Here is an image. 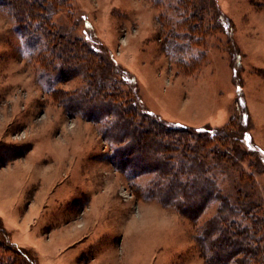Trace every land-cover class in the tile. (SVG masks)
Here are the masks:
<instances>
[{
	"label": "rangeland",
	"instance_id": "obj_1",
	"mask_svg": "<svg viewBox=\"0 0 264 264\" xmlns=\"http://www.w3.org/2000/svg\"><path fill=\"white\" fill-rule=\"evenodd\" d=\"M12 1L0 0V209L9 220L18 223L26 214L42 227L64 213L55 209L59 204L63 208L80 194L84 206L104 194L109 201L105 219H130L114 241L99 245L97 253L107 264L111 247L117 264H207L202 230L219 203L197 222L161 203L152 163L146 172L134 171L116 153L126 144L118 142L121 136L107 138L113 119L92 121L85 105L84 111L67 106L69 99L92 89L90 73L118 79L122 97L128 95L140 112L191 129L230 130L234 137L221 150L233 162L212 165V175L235 204L248 200L264 211V0L23 1L38 7L40 17L64 39L99 50L103 61L96 63H102V73L94 63L83 73L73 58L62 63L52 57L58 42L42 40L40 24L29 21V39H40L35 49L21 34L24 26ZM221 18L229 22L228 30ZM236 54L242 56L239 66ZM128 75L133 85L124 82ZM237 84L249 114L245 125ZM245 131L247 145L241 142ZM28 146L32 150L23 158L5 162L1 157ZM100 205L98 200L84 208V222L99 217ZM14 234H8L12 242ZM6 239L0 235L4 264L15 257L4 249Z\"/></svg>",
	"mask_w": 264,
	"mask_h": 264
},
{
	"label": "trees",
	"instance_id": "obj_2",
	"mask_svg": "<svg viewBox=\"0 0 264 264\" xmlns=\"http://www.w3.org/2000/svg\"><path fill=\"white\" fill-rule=\"evenodd\" d=\"M14 1L24 26L21 28V34L31 41L35 49H38L36 46L40 39H29L28 35L31 34L29 21L33 23V26L34 23L40 24L42 40H45L46 36L52 43L55 40L58 42H55L57 46L51 49L52 57H59L63 60L62 63L65 57L73 58L75 67L83 73L89 66L88 64L92 63L97 73L101 70L99 68L102 67V63L100 65L96 63L97 58L103 61L99 50L91 45L88 46L83 41L71 42L64 39L61 34L49 26L48 19L42 18L44 14L38 11V7L23 2L25 0ZM8 4L13 5L14 3L8 0ZM221 24L226 30L230 27L229 22L224 18H221ZM43 44L46 45L45 42ZM66 47L69 50H66ZM49 48L50 46H47L44 52L49 53ZM241 59L242 56L236 54L237 66ZM82 61L85 62L82 64ZM63 67L66 70V66ZM56 75L58 77L60 74L56 73ZM90 76L94 77L91 89L94 90L82 91L76 97L69 99L67 106L72 110L82 107L81 110L84 111L83 105H85L87 118L92 121H100L107 117L113 119L108 122L110 125L106 130L107 138L113 139L121 136L118 142L126 144L116 153L122 160L126 159V164L134 171L146 172L145 169L152 168L150 167L152 163L153 171L157 174L154 190L157 191L161 203L173 207L181 216L195 222L213 204L219 203L217 214L206 222L202 230L203 244L208 250V254L204 250L207 264H264V211L262 207L251 201L240 199L235 204L229 195L224 194L218 179L212 175V165H221L223 161L233 162L234 158H226V154L221 150L222 146L228 144L227 140L234 137L231 131L209 126L191 129L182 123L160 119L150 111L141 110L140 112L137 110V104H133L128 95L122 97L123 94L119 92L120 89L116 85L119 82L118 79L113 78L112 75H105L103 79V75L101 79H98L95 74L90 73ZM234 76L237 77L235 69ZM119 78L124 81L121 76ZM134 81V78L130 76L129 80L124 82L133 85ZM236 92L240 121L242 125H245L248 123L249 114L245 111L246 103L242 88L238 84ZM123 99H126V102H123ZM246 134L247 131L243 133L242 143H245ZM30 150H32L31 146L21 150L11 148L1 157L5 158V162L15 160L23 158ZM148 159L149 164L145 165ZM235 165L234 163L233 167ZM0 167H3V163ZM244 219L247 221L246 225ZM2 222L0 219V235L3 234V237L7 238L4 241V249L15 256L7 260L6 264H40L33 250L19 247L8 239L9 231ZM0 264H4L1 258Z\"/></svg>",
	"mask_w": 264,
	"mask_h": 264
},
{
	"label": "crops",
	"instance_id": "obj_3",
	"mask_svg": "<svg viewBox=\"0 0 264 264\" xmlns=\"http://www.w3.org/2000/svg\"><path fill=\"white\" fill-rule=\"evenodd\" d=\"M61 177L59 176L55 180V185L60 183L58 180ZM51 190V194L54 193V187L53 189L51 187ZM97 196L93 199L89 198L86 202L87 206H85L86 203L84 206L82 205V195L80 194L63 208L59 204L55 209H64V213L57 218L43 221V224H40L42 227L37 226L39 223H36V217H29L26 214V217H23L24 214L21 215L23 218L18 223L9 220L6 213L1 209L0 217L6 229L15 233L14 237L18 242L15 241V243L33 250L37 254L40 264H107L105 262L107 260H103L102 255L97 251L104 242L106 244L109 241H114L113 237L115 235H121L123 226L128 225L127 222L130 219H105L104 211L109 207L108 197L104 194ZM98 200L101 203L102 213L99 212V217L95 219L89 217L90 219L84 222L86 218L81 217L82 211L85 207L88 209L94 201ZM118 227H121V229H118ZM114 229L115 231L118 229L117 233L113 231ZM110 230L114 234L109 233ZM113 250L114 247H111L110 256L113 258L110 257L112 258L110 264H117Z\"/></svg>",
	"mask_w": 264,
	"mask_h": 264
}]
</instances>
